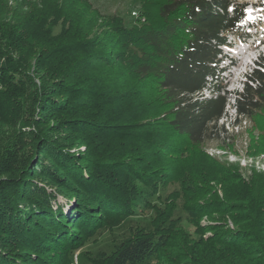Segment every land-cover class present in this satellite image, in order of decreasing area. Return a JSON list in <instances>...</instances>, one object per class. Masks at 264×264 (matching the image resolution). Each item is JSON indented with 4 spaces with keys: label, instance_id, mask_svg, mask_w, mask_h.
Instances as JSON below:
<instances>
[{
    "label": "trees",
    "instance_id": "obj_1",
    "mask_svg": "<svg viewBox=\"0 0 264 264\" xmlns=\"http://www.w3.org/2000/svg\"><path fill=\"white\" fill-rule=\"evenodd\" d=\"M47 2L52 10L41 12L34 31L41 28L54 48L37 62L55 80L39 90L38 119L59 117L70 136L29 132V153L13 152L12 139L4 140L7 128L23 121L21 105L37 99L28 75L37 34L15 8L10 12L0 4V264H74V253L97 231L144 210L153 214L149 227L133 230L110 253H85L89 264H160L172 248L184 259L181 264H264V238L258 235L264 204L248 198L251 179L202 148L226 116L228 92L216 67L227 35L239 30L244 6L232 0H140L144 21L129 25L86 3L106 28L102 37H88V29L83 40L71 30V40L58 41L51 29L64 18L63 3ZM90 71L101 78L92 80ZM252 80L236 107L239 116L251 119L264 147V72L255 71ZM206 88L211 92L203 97ZM81 144L83 152H70ZM211 182L221 187L222 197ZM169 185L176 188L163 203L160 193ZM57 194L70 199L69 214L53 208ZM178 200L200 237L185 236L182 245L175 234L183 222L174 218ZM243 210L245 218L238 215ZM213 214L249 228L199 225Z\"/></svg>",
    "mask_w": 264,
    "mask_h": 264
},
{
    "label": "rangeland",
    "instance_id": "obj_2",
    "mask_svg": "<svg viewBox=\"0 0 264 264\" xmlns=\"http://www.w3.org/2000/svg\"><path fill=\"white\" fill-rule=\"evenodd\" d=\"M48 0H0V4L8 6L10 12L14 10L17 14L22 15L21 19H26L23 24L27 26L28 29L34 31V29L41 25L40 17L41 12L44 15L45 11L50 12L52 7L50 6ZM50 2H56V6L60 4L62 1V15L64 18H60L58 21L54 22L53 27L51 29L52 38L57 37V40H71L73 33L75 31L76 37H83L85 40L86 30L91 29L92 33H89L88 37L91 35L102 37L103 32L106 28L101 27L100 20L94 19V17L89 13L84 7L85 4H89L92 9L96 10L100 15L107 16L110 14H117L124 19L126 24H134L139 18L140 22L144 21L143 17H140V0H80L79 2L76 0H49ZM237 2V4H244L245 9H251V12H247L244 10L245 18L238 22V25L242 29V33H237L235 36H231L228 38L229 42L234 44L231 52L235 58H240L242 60V64H237L229 69L226 75H223V85H228L226 92L228 95V106L227 110L231 113L229 109L233 107V98L234 95L241 92L240 82H243V76L248 72L249 62L251 59L256 58L258 54L263 52L264 56V0H232ZM43 2V3H42ZM32 4H38L37 6L31 7ZM42 4H45L46 9L43 10ZM258 5V7L256 6ZM0 6V7H1ZM44 6V7H45ZM16 14V15H17ZM15 16L13 15V18ZM251 17V18H249ZM91 22V23H90ZM89 26V27H88ZM44 27V26H43ZM68 33L61 35L62 30L68 29ZM44 30V29H43ZM72 30V31H71ZM96 30V31H95ZM70 31V32H69ZM35 44L33 49H31V55H29V63L30 68L28 75L31 76L33 82L35 83L34 92L32 96L36 97L35 100H26L21 105V113L20 117L22 118V122L19 127L16 129L14 127L7 128L10 132L9 137L5 136L4 140H10V144L12 143L13 152H28L29 147L31 146L32 140L29 139V132H49L52 138L63 139L67 136L68 132L62 130L63 126L59 124V117L55 118L52 122H47L46 119L42 121L38 119L39 115V107L38 101L40 99L39 90H43L47 87L52 86V81L55 80L53 76H48L50 74H44L43 69L38 65L37 60H42L45 56L50 52L52 47L51 45L54 42L48 43V40H44L45 36L40 34L42 32L41 28H37L35 31ZM93 36V37H95ZM99 36V37H100ZM97 37V38H99ZM80 39V38H79ZM99 40V39H98ZM60 43V42H58ZM62 44V43H61ZM60 62L59 60L56 63ZM45 70V69H44ZM264 71V66H263ZM84 76V75H83ZM86 76V75H85ZM89 76L92 80H95L97 77L101 78V74L99 71H90ZM239 85V86H238ZM106 86V83H105ZM27 92H30L28 90ZM46 94H48L46 92ZM49 96V95H48ZM209 91H203V97H208ZM49 98V97H47ZM36 102V103H35ZM11 110V108H10ZM226 110V108H225ZM226 112V111H225ZM233 113L231 116H224L218 122V132L216 135L214 134L212 139L207 140L203 145V150L213 158H216L218 161L226 162L228 166L232 169L235 167L242 173V176L246 180L251 179V184L253 185V192L246 194L244 197L251 198L252 200L257 201L258 199L263 202L261 196L264 192V147L262 146V142L258 141L259 132L254 129V125L251 122V119L240 117L233 122ZM44 122V123H43ZM51 131V132H50ZM20 134V135H18ZM26 134V138H22V135ZM254 136V140L250 138V135ZM35 138V137H34ZM73 139L74 137H69ZM254 142H259V145H253ZM70 152L78 153V151L83 152L85 150V145L81 144L77 147H73L69 149ZM235 168V169H236ZM260 174H262L260 176ZM41 183V182H38ZM212 188L217 191L219 197H222L221 187L216 185V182H211ZM176 186L169 185L161 191V202L165 203L170 201V194L175 190ZM50 189V188H49ZM237 189H234V193L237 196L239 192ZM239 191V189H238ZM231 195L232 192H229ZM242 197V195H241ZM243 198V197H242ZM181 200L176 201L177 208L174 211V218L181 217L183 219L181 227L177 230V244L182 245L184 243V237L188 239L198 240L200 237L197 235V227L194 223L186 221V217L184 213L180 210ZM56 204V205H55ZM53 208L56 206H60L64 211V214H69L71 209V202L68 198H63L58 195L52 200ZM179 206V207H178ZM245 208V206H244ZM248 214V213H247ZM242 218H245L247 215L244 214V210L238 213ZM153 214L144 210L139 213L138 216L132 217L130 219H125L121 221V223L117 224L114 228H105L101 231H97V233L88 239L83 248L73 255L74 264H89L88 260L83 256L85 253L88 256H95L98 253H110L115 244H118L122 239L126 238L130 232L135 229L141 227H149L150 219ZM223 226V230L236 231L239 228H247L248 223L242 222L238 224V226L233 222V219L229 217H222L219 214H213L209 217H203L199 221L200 226H210L215 224H221ZM111 225V224H110ZM249 228V227H248ZM258 228H260L262 233L258 234L260 239L264 238V223L263 225L259 224ZM221 229V230H222ZM181 230V231H180ZM180 231V233H179ZM183 234V235H182ZM166 262H162L160 264H181V260L179 259L178 252L176 248L166 249L165 251ZM78 255V259L75 257ZM177 257V258H176ZM176 258L174 260H171ZM151 264H159L157 262Z\"/></svg>",
    "mask_w": 264,
    "mask_h": 264
},
{
    "label": "snow or ice",
    "instance_id": "obj_3",
    "mask_svg": "<svg viewBox=\"0 0 264 264\" xmlns=\"http://www.w3.org/2000/svg\"><path fill=\"white\" fill-rule=\"evenodd\" d=\"M245 11H247V12H251V9L249 8V9H245ZM249 18H251V17H249Z\"/></svg>",
    "mask_w": 264,
    "mask_h": 264
}]
</instances>
